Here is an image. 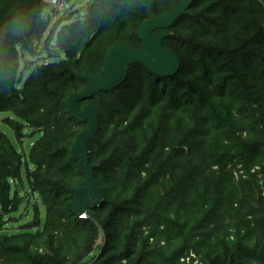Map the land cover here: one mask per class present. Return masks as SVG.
I'll use <instances>...</instances> for the list:
<instances>
[{
	"label": "trees",
	"instance_id": "1",
	"mask_svg": "<svg viewBox=\"0 0 264 264\" xmlns=\"http://www.w3.org/2000/svg\"><path fill=\"white\" fill-rule=\"evenodd\" d=\"M85 2L47 34L43 0H0V113L14 116L2 122L18 142L40 134L26 157L0 130V264H264V0H196L153 33L170 32L174 75L132 65L120 87L79 103L98 114L87 150L103 194L79 217L70 188L84 176L69 149L85 124L64 100L114 45L141 50L139 24L180 0ZM43 51L31 70L24 56ZM23 177L44 219L34 204L29 225L2 233Z\"/></svg>",
	"mask_w": 264,
	"mask_h": 264
},
{
	"label": "water",
	"instance_id": "2",
	"mask_svg": "<svg viewBox=\"0 0 264 264\" xmlns=\"http://www.w3.org/2000/svg\"><path fill=\"white\" fill-rule=\"evenodd\" d=\"M196 0H180L165 13L144 19L138 26L137 35L142 42V49H135L124 44L111 47L104 59L103 66L96 74L88 71L77 73L86 81L81 91L71 93L65 100V106L71 116L85 127L76 135L69 153L78 162L84 176V185L70 188L74 196L73 208L79 217H84L89 209L100 206L103 194L94 177V165L88 157V144L99 132L100 124L95 107L91 103L79 106V103L91 100L94 96L120 87L128 77V68L141 65L148 72L159 76L174 75L180 68L179 57L163 45V40L170 35L165 32L155 38L156 30L170 29L175 22L195 3Z\"/></svg>",
	"mask_w": 264,
	"mask_h": 264
},
{
	"label": "rangeland",
	"instance_id": "3",
	"mask_svg": "<svg viewBox=\"0 0 264 264\" xmlns=\"http://www.w3.org/2000/svg\"><path fill=\"white\" fill-rule=\"evenodd\" d=\"M85 7V0H63L62 5L47 4V7L42 13V16L48 20L47 34L49 32H55L58 25L69 23L75 20L76 16L78 15L76 12H84ZM70 16L72 17L68 19ZM43 45L44 44L41 41L39 43V49H42ZM50 45L51 48L55 45L54 35ZM57 52L59 53V57H61V52L59 50H57ZM24 60L33 61L32 66L30 67V69L33 70L38 64L49 61L50 59H47V54L43 51L38 57H30L25 55ZM6 116L14 117L11 113L8 112L0 113V130L6 133L13 144L16 146V148L21 150L27 157L32 143L39 137L40 134L36 133L32 136V134H30L31 130L27 129L25 130L26 136L23 137L22 142H18L17 140H15L12 130L2 122L4 117ZM13 190H17V193L24 199V201L23 204L19 207L18 211L12 214L14 218L6 223L5 227L1 231L2 233H16L18 231H21V228L29 225L33 221L34 217V204L38 205L41 221H43L44 219V207L41 205L39 198L37 196H33L29 192L28 183L24 177L21 183L13 185ZM29 231L33 232L34 229L31 228L29 229ZM253 264L256 263L253 262Z\"/></svg>",
	"mask_w": 264,
	"mask_h": 264
},
{
	"label": "built area",
	"instance_id": "4",
	"mask_svg": "<svg viewBox=\"0 0 264 264\" xmlns=\"http://www.w3.org/2000/svg\"><path fill=\"white\" fill-rule=\"evenodd\" d=\"M47 4L62 5L63 0H43Z\"/></svg>",
	"mask_w": 264,
	"mask_h": 264
}]
</instances>
